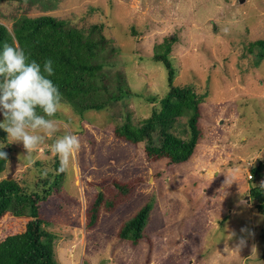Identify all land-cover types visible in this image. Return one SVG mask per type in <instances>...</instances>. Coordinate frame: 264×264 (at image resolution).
<instances>
[{
    "label": "rangeland",
    "instance_id": "1",
    "mask_svg": "<svg viewBox=\"0 0 264 264\" xmlns=\"http://www.w3.org/2000/svg\"><path fill=\"white\" fill-rule=\"evenodd\" d=\"M40 1H0V24L11 31L23 15H48L79 29L101 24L117 49L106 73L121 72L139 95L82 116L63 103L54 118L68 128L61 126L31 154L5 132L0 147L8 161L0 180L32 191L52 178L56 156L50 145L56 137L70 133L80 139L58 191L39 205L44 230L56 236L58 264H264V219L250 198L251 188H264V168L257 178L250 172L260 163L264 167V59L256 65V52H248L250 43L264 39V0ZM172 38L167 57L174 85L208 94L199 108L193 155L175 165L145 156L150 132L159 131L155 126L136 145L113 136L123 121L140 128L159 112L147 99L166 94L167 72L152 61L153 50ZM186 128L182 118L163 130L183 139ZM97 194L102 201L90 227ZM147 203L152 210L143 239L136 245L120 239L122 226ZM228 216L233 220L217 222L215 231L211 222ZM25 223L5 215L0 243L23 232ZM241 238L245 243L238 249Z\"/></svg>",
    "mask_w": 264,
    "mask_h": 264
},
{
    "label": "trees",
    "instance_id": "2",
    "mask_svg": "<svg viewBox=\"0 0 264 264\" xmlns=\"http://www.w3.org/2000/svg\"><path fill=\"white\" fill-rule=\"evenodd\" d=\"M0 1L27 2L30 6L41 3L40 0ZM15 42L24 49L30 61L35 60L41 65V69L46 60H52L54 74L49 79L62 94V103L71 106L80 116L88 111L103 110L108 105L133 96L139 97L130 89L121 72L116 71L112 76L106 73L107 68L113 66L109 60L117 49L103 35L101 24L79 29L66 20H58L48 15H23L14 19L11 31L0 24V51L5 43L14 46ZM175 42V38L164 39L153 50L152 61L161 63L167 72L166 94L147 99L153 104L157 103L159 112L153 111L147 123L140 128L123 121L122 125L113 129L115 138L136 145L143 141V134H149L152 126L159 128L157 132H150L149 140L144 145V153L150 160L165 159L169 165L184 163L193 155L200 137L199 108L208 95L207 92L198 93L195 86L174 85V70L167 56ZM248 52H256L258 65L264 59V39L250 43ZM182 118L185 119L187 127L185 138L179 139L163 130L174 120ZM6 142V133L0 129V143ZM0 151L7 154L6 159H0L1 175L6 168L8 153L3 148ZM59 168V159L55 157L52 178L44 181V187L40 191L22 188L14 180H0V220L5 215H10L26 221L23 232L8 236L0 243V264H58L53 248L56 236L44 230L46 221L39 214V205L58 191L64 176V172L58 171ZM263 168L260 163L250 172L257 178ZM250 198L264 219V188H251ZM101 201L102 195L97 194L89 210L90 227L96 222ZM151 210V203L142 207L122 226L119 238L134 245L138 244L144 237V227ZM261 238L264 243V231ZM262 258L264 259V250Z\"/></svg>",
    "mask_w": 264,
    "mask_h": 264
},
{
    "label": "clouds",
    "instance_id": "3",
    "mask_svg": "<svg viewBox=\"0 0 264 264\" xmlns=\"http://www.w3.org/2000/svg\"><path fill=\"white\" fill-rule=\"evenodd\" d=\"M52 64L48 59L41 69L35 60H29L18 42L14 46L5 43L0 51V115L3 117L0 129L7 133L11 143H21L27 154L35 151L46 137L54 136L61 126L68 128L66 123L54 118L65 105L58 87L49 79L54 74ZM80 147L77 135L65 133L56 137L50 149L59 158L58 171L68 169ZM6 157L0 151V159ZM244 243L241 238L237 248Z\"/></svg>",
    "mask_w": 264,
    "mask_h": 264
},
{
    "label": "crops",
    "instance_id": "4",
    "mask_svg": "<svg viewBox=\"0 0 264 264\" xmlns=\"http://www.w3.org/2000/svg\"><path fill=\"white\" fill-rule=\"evenodd\" d=\"M234 210H235V209H231L230 211H234ZM230 211H229V212H230ZM228 215H229V214H228ZM217 220H218V219H217ZM231 220H233V217L228 216L222 225H224L225 223H227L228 221H231ZM217 222H219V220H218V221L211 222L212 225L216 227V228H214L215 231H217V228H218V224H216ZM222 225H221V226H222ZM209 228H210V227H209ZM214 229H213V230H214ZM226 239H227V238H226ZM234 247H235V246H234Z\"/></svg>",
    "mask_w": 264,
    "mask_h": 264
},
{
    "label": "built area",
    "instance_id": "5",
    "mask_svg": "<svg viewBox=\"0 0 264 264\" xmlns=\"http://www.w3.org/2000/svg\"><path fill=\"white\" fill-rule=\"evenodd\" d=\"M247 178H248V180H251V179H252L251 174H249V175L247 176Z\"/></svg>",
    "mask_w": 264,
    "mask_h": 264
}]
</instances>
